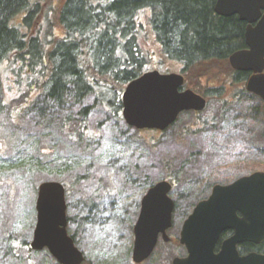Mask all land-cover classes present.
<instances>
[{"label":"rangeland","instance_id":"1","mask_svg":"<svg viewBox=\"0 0 264 264\" xmlns=\"http://www.w3.org/2000/svg\"><path fill=\"white\" fill-rule=\"evenodd\" d=\"M54 30L61 33L57 25ZM172 72L183 73L179 65ZM220 76L211 84L200 83L202 91L207 87L209 103L198 117L213 125L193 131L197 117L185 111L164 131L139 130L122 113L115 118L97 106L89 116L96 141L84 148L63 127L65 116H75L78 106L70 98L63 106L42 97L32 104L38 91L30 90L25 71L5 59L0 65V101L5 103L0 108V264H28L20 246L33 238L41 182H68V230L76 234L87 264H136L134 226L151 182L169 180L191 158L180 181L172 182L177 208L168 234L178 235L193 206L214 184L264 171V123L255 113V100L238 95L239 85L228 81V72ZM224 100L229 103L223 106ZM172 252L160 242L141 264H172ZM31 256V264H55L47 249Z\"/></svg>","mask_w":264,"mask_h":264},{"label":"trees","instance_id":"2","mask_svg":"<svg viewBox=\"0 0 264 264\" xmlns=\"http://www.w3.org/2000/svg\"><path fill=\"white\" fill-rule=\"evenodd\" d=\"M213 1L63 0L57 5L52 0H0V65L9 59L26 72L30 90L38 91L32 104L42 97L63 106L70 98L78 111L65 116L63 127L87 148L96 141L89 126L92 110L102 106L121 118L123 90L144 72L170 73L179 65L185 87L202 94L207 87L202 91L201 82L211 84L224 70L233 71L228 57L244 45L243 28L235 17L217 16ZM56 25L60 34L54 30ZM242 95L248 101L254 98L255 113L261 114L258 98ZM4 105L1 100L0 108ZM201 112L194 111L199 119L193 131L213 125L198 117ZM190 160L166 179L180 181L181 170ZM59 181L68 196V182ZM72 236L77 244L76 234ZM20 249L31 264L34 250L29 243L22 241Z\"/></svg>","mask_w":264,"mask_h":264},{"label":"water","instance_id":"3","mask_svg":"<svg viewBox=\"0 0 264 264\" xmlns=\"http://www.w3.org/2000/svg\"><path fill=\"white\" fill-rule=\"evenodd\" d=\"M215 12L221 16L238 15L241 21L248 22L245 30L248 49L233 53L230 63L235 70L253 72L246 89L262 99L264 113V0H217ZM184 85L183 73H162L157 69L144 72L123 90L122 117L136 129L164 131L181 113L203 111L207 99L190 88L182 89ZM172 186L168 180L156 182L141 200L134 226L132 259L136 264L152 256L160 235L165 239L169 235L175 209L170 196ZM36 209L37 223L29 243L32 250L47 249L60 264H83L85 254L68 230L64 184L41 182ZM227 230H234V235L216 253V242ZM243 241L264 243V171L213 187L210 196L200 201L184 221L181 242L188 255L175 257L172 264H264V254H239L237 244Z\"/></svg>","mask_w":264,"mask_h":264},{"label":"flooded vegetation","instance_id":"4","mask_svg":"<svg viewBox=\"0 0 264 264\" xmlns=\"http://www.w3.org/2000/svg\"><path fill=\"white\" fill-rule=\"evenodd\" d=\"M216 3H217V0H214V1H213V11H214V13H215L217 16H219V17H226V18L235 17V18L241 23L242 28H243L244 45L242 46V48H240V49H238V50L232 52V53L230 54V56L228 57L229 65H230L231 69L233 70V71H231V72L228 73V81H230L232 84H236V83H238V85H239V89H238L237 91H238V93H240V95H242V94H244V93H248V95H250V96H255L256 99L258 98L259 102H261V104H262V105H261V114H260V112H258V113L261 115V118H262L263 123H264V113H263V101H262V99H261L260 97L256 96L255 94L248 92L247 89H246V83H247V80L253 75V72H252V71H238V70H235V69L231 66V63H230V57H231V55H232L233 53H235V52H237V51H240V50L248 49V46H247L246 41H245V30H246V28H247L248 22H246V21H241L238 15H232V16H221V15H218V14L215 12V5H216ZM257 22H258V21H257ZM257 22H254L252 25L255 26V25L257 24ZM183 74H184V73H183ZM225 80H226V79H225ZM187 88H188V87H185V85H184V87H183L182 89H187ZM218 88H221V87H218ZM190 89H191V88H190ZM211 89H214V87L210 88L209 90H211ZM215 89H216V88H215ZM192 90H193V89H192ZM207 91H208V90L206 89L205 93L203 92L205 96H204V95H202V96H204V97L207 99V106H208V103H209V100H208V99H209V98H207V96H208V95H207ZM206 95H207V96H206ZM207 106H206V108H207ZM206 108H205V109H206ZM205 109H204V110H205ZM204 110H203V111H204ZM197 113H199V112H197ZM252 173H253V172H252ZM250 174H251V173H250ZM238 178H239V177H238ZM238 178H237V179H238ZM235 180H236V179H235ZM235 180H233V181H235ZM233 181H231V182H227V183H224V184H230V183H232ZM217 184H221V183H217ZM172 185H173V184H172ZM215 185H216V184H214L213 187H214ZM173 187H174V185L172 186V190H171V192H170V196H171V193H172V191H173ZM213 187L211 188L210 193H209L208 196L201 198V199H200V200H199V201L193 206L192 211L187 215V217L184 219V221H185V220L188 218V216L193 212L195 206H196L200 201L205 200V199H207V198L210 196V194L212 193V189H213ZM174 201H175V200H174ZM176 208H177V204H176V201H175V209H174V212H175ZM174 212H173V215H174ZM238 215H239L240 217H242V214H241L240 212H238ZM184 221H183V224H184ZM183 224H182V226L180 227V230H179V232H178V235H168L167 239L163 238V236L160 235L159 240H158V244H157V246L159 245L160 242H162V243H164L165 245L170 246V248L172 249V251H173L172 254H174V257H173V259H172V262H173V260H174L175 257H185V256L188 255V250H187L186 246H185L184 244H182V242H181V230H182ZM172 227H173V226H172ZM171 229H172V228H171ZM169 230H170V229H169ZM169 230H168V231H169ZM233 235H234V230H227V231H224V232L220 235L218 241L216 242V245H215V249H214V251H215L216 253H219V252L222 250L223 243H224L227 239L231 238ZM157 246H156V248H157ZM257 247H258V250H259V251H257ZM156 248H155V249H156ZM249 248H250V250H251V248H253V249H255V250H251V251H249ZM237 250H238V252H239V254H240L241 256H245V255H247V254H249V253H251V252H257V253L264 254V243H263V244H254V243H252V242L243 241V242L237 244ZM154 251H155V250H154Z\"/></svg>","mask_w":264,"mask_h":264}]
</instances>
